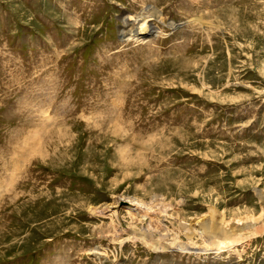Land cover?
<instances>
[{"label":"rangeland","instance_id":"obj_1","mask_svg":"<svg viewBox=\"0 0 264 264\" xmlns=\"http://www.w3.org/2000/svg\"><path fill=\"white\" fill-rule=\"evenodd\" d=\"M263 220L264 0H0V264H264Z\"/></svg>","mask_w":264,"mask_h":264},{"label":"bare ground","instance_id":"obj_2","mask_svg":"<svg viewBox=\"0 0 264 264\" xmlns=\"http://www.w3.org/2000/svg\"><path fill=\"white\" fill-rule=\"evenodd\" d=\"M156 19H159V15L157 14V12L148 11L146 9H144L142 11L141 17L136 16L135 18H133V17L128 16V15L124 16V18H122V21H121L122 25H121V29L119 32L120 33V39L122 41H128V40L131 41L133 39L145 40V38H147V37H153V38L157 37L160 34V31L156 27L155 23L152 22ZM123 204L128 207L126 209H127V211H129V216L133 220H136L137 217H139V218H150L149 213H148L149 207L146 208L144 205H141L138 202H136L135 200L133 201L130 199H118L115 202L114 206L103 207L102 212H105L106 210L112 209V211L109 210V212L113 213L116 216V214H117L116 208L123 205ZM150 221H151V218H150ZM210 224H211V222H210ZM215 225H216V227H211L213 229L212 232L215 233V235L214 234L209 235L210 232L207 233L208 232L207 229L210 227L207 225H202V224L197 223V224L189 227V230L191 232H194V233L196 232L200 236L201 239H203L204 241L207 242V246L198 247V246H195L193 244H189L186 246V245L180 244V242L177 241L176 239L167 240L168 238L167 239L165 238L167 235H163L159 232H158L159 237L161 239H155V238H152L153 236L146 235V234H143L144 236L142 235V239L141 238H136V239L145 242V244H147V246H149L155 252L156 251L157 252H163L164 250L177 249L179 251H182L183 253H192V254H196V255L200 254V253H203V254L206 252L208 253V251H211L215 254L222 253L223 251H229L232 249L233 245H235L236 243H239L240 241L245 239L244 237L240 238L241 235L239 236V232L237 233V231H240V229H237V230L234 229V231H229V230H224L223 226L220 225L219 222H216ZM263 225H264V220H263V223L259 222V223L251 225V226H253L252 230H255L254 232L256 234H261L262 232H264ZM184 229H186V228H184ZM119 237L115 236V240H118ZM133 238H135V237L134 236L131 237V239H133ZM96 255L98 258L99 254H96ZM100 259H102L101 263L104 262V260H105L104 258H100Z\"/></svg>","mask_w":264,"mask_h":264}]
</instances>
